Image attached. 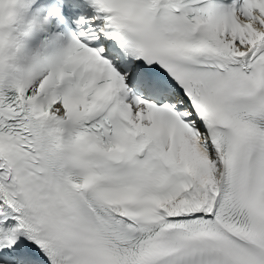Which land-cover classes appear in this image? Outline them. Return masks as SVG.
Listing matches in <instances>:
<instances>
[{"label": "snow or ice", "instance_id": "snow-or-ice-1", "mask_svg": "<svg viewBox=\"0 0 264 264\" xmlns=\"http://www.w3.org/2000/svg\"><path fill=\"white\" fill-rule=\"evenodd\" d=\"M30 3L0 0V264H264V0Z\"/></svg>", "mask_w": 264, "mask_h": 264}, {"label": "clouds", "instance_id": "clouds-1", "mask_svg": "<svg viewBox=\"0 0 264 264\" xmlns=\"http://www.w3.org/2000/svg\"><path fill=\"white\" fill-rule=\"evenodd\" d=\"M9 10H10V9H9V6H8V4H7V3H5V6H4V8H3V15H5V16H6Z\"/></svg>", "mask_w": 264, "mask_h": 264}]
</instances>
